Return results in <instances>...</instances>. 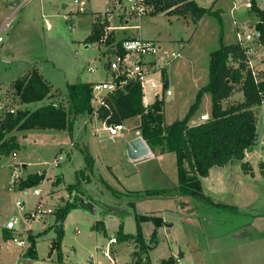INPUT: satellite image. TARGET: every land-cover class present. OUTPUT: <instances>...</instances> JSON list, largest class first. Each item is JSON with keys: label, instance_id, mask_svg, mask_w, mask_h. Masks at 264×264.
<instances>
[{"label": "rangeland", "instance_id": "obj_1", "mask_svg": "<svg viewBox=\"0 0 264 264\" xmlns=\"http://www.w3.org/2000/svg\"><path fill=\"white\" fill-rule=\"evenodd\" d=\"M9 1L12 0H0V28L14 11ZM194 1L199 7L210 9L211 13L193 19L179 7L172 14L126 20L117 16L118 11L111 0H79L77 5L54 0L50 1L51 6L47 0H31L16 12L10 26L3 32L4 43L0 45V50L2 52L12 42L14 48L11 50L17 57L28 52L29 64L40 61L41 69H45V81L51 88L50 97L42 105L55 104L67 109V85L104 80L107 76L104 65L112 60V48L117 42L132 37L153 39L160 47L158 56L168 62L164 72L172 92L170 97L164 96L162 100L164 122L170 125L184 120L194 107L191 121L205 112H211L209 93L200 94V91L209 82L211 54L221 44L238 43L234 20L255 26L259 22L253 11H237L231 17L228 0ZM62 5L66 8L62 9ZM256 7L264 9V0H256ZM95 23L104 25L105 36L114 38L112 43H91L88 40ZM258 43L257 40L250 45L255 52L259 51L250 58L255 75L263 76L264 54L257 47ZM172 54L178 56L171 58ZM7 67V64L0 63V74L8 72ZM88 69H95V72L89 74ZM15 72L11 71V74L15 75ZM3 77L7 78V75L0 76L1 111L10 108L15 113L18 110L32 112L39 108L37 104L21 106L12 85L2 84ZM155 78L164 84L158 77ZM152 101L148 99L146 103ZM241 101V86L235 85L223 106ZM91 105L97 106L94 102ZM255 112L257 142L249 153H245L243 160L209 170L212 189L217 195L204 194L210 198L212 206L195 201V210L185 199L161 197L145 199L130 207L127 199L115 200L104 190V184H107L120 194L129 193L124 189L142 193L170 192L171 189L162 188L163 184L157 178H166L168 184L177 181L174 153L167 154L159 163V176L156 171L153 172V164L134 167V161L129 159L126 142L136 136L139 117L122 122L125 131L113 140L108 139L99 123L81 125L77 137L82 135L83 127H87L89 135L94 137L103 133L94 138V150L87 152L91 159V172L86 170L81 147L71 146L77 140L74 135L60 138L53 131L38 130L26 136L18 132L5 135L0 143L17 135V147L15 152L0 153V264H16L20 250L15 247V242L24 239L20 235L31 232L37 236L46 230L35 243L37 259L23 256L20 264H98L99 261L109 264L102 251L108 237H119L120 231L133 236L139 233L145 240V251L140 250L134 239L130 241L137 244V251L134 244L118 240L110 251V257L117 263H133V253H136L134 259H141L142 264H163L170 259L171 264H264V178L262 175L257 177L261 170L256 158L264 151V105L256 108ZM56 156L58 161L54 163ZM38 173H44L45 181L28 189L18 188L20 181ZM80 176L81 180H77ZM83 186L86 191H81ZM69 187L76 189L70 192L67 190ZM35 189L41 192L39 196L32 194ZM50 192L54 194L50 195ZM81 197L95 200L96 214L79 203ZM66 202L75 203L76 208L70 210L63 221V263H59L55 250L49 255L50 240L55 237L50 227L55 220L51 214L64 207ZM17 203H21L22 207H18ZM108 203L118 209L120 207L116 206H121L124 211L115 221L104 211L103 205ZM218 204L221 206H213ZM37 205L43 213L35 212ZM223 206L228 208L223 209ZM34 212L35 219L29 220L27 214ZM9 218L18 219V224L14 232L9 231L11 237L6 239L2 228ZM136 219H139V229ZM165 224L171 228L163 229ZM25 246L29 247V243L25 242ZM180 254L182 258H179Z\"/></svg>", "mask_w": 264, "mask_h": 264}, {"label": "trees", "instance_id": "obj_2", "mask_svg": "<svg viewBox=\"0 0 264 264\" xmlns=\"http://www.w3.org/2000/svg\"><path fill=\"white\" fill-rule=\"evenodd\" d=\"M151 2L155 7L151 16L164 13L172 14L179 7L183 8V11L193 19H200L211 13L210 9L199 7L194 0H151ZM252 11L259 18L256 29L259 32L258 42L264 52V10L256 7L254 2ZM88 40L91 43L104 42L110 44L114 38L111 35L105 36L104 25L95 23ZM246 52L247 48L240 43H235L231 45L221 44L220 48L211 54L208 71L209 82L200 91V94L202 92L209 93L211 112L208 121L198 125L189 124L194 107L191 108L184 120L165 125L163 101L155 100L145 107L140 86L135 82L127 83L123 92L118 91L104 98L106 106L97 108V118L109 125L120 124L128 119L139 117L140 124L137 130L142 140L152 152L158 151L159 154L174 153L178 175L177 185L170 192L163 190L162 192L146 191L145 193L120 194L111 186L104 184V190L111 197L115 200L127 199L128 206L133 207L136 202L145 199L162 198L173 194L190 198L204 206H212L213 203L210 198L203 193L202 179L208 176L209 170L213 167L222 168L234 161L243 160L246 151L251 150L257 142V115L255 110L264 105V75L259 76L258 74L256 79L252 76L247 68ZM232 63L236 66L234 67ZM163 81L164 84L167 83L164 69ZM11 85L20 105L42 102L48 99L51 94L49 85L35 67L28 69L23 77L13 81ZM235 85L241 86L243 101L224 107L223 102L232 95ZM91 100V84L76 83L66 87L67 109L55 104H48L32 112L28 110H18L14 114L3 112L0 115V140L10 133L32 130L66 131L72 135L76 119L93 115L94 108L91 105ZM16 147V137L11 136L7 141L0 143V153L15 152ZM81 151L85 155L86 170L91 172V159L84 147ZM259 168L261 175L264 176V160L260 163ZM44 176V173L29 176L19 182V188L24 190L35 187L41 184ZM75 187H69L67 190L71 192L76 189ZM74 208H76L75 203L66 202L64 207L56 209L53 213L55 221L51 229L54 230L55 237L51 241L49 255L55 250L59 263L62 261L63 221L68 212ZM225 208L228 207L223 206V209ZM138 222L139 219H136L139 229ZM46 231L35 237L27 236L29 243L25 253L27 258H37L35 238ZM3 234L6 239L10 238L7 229L3 230ZM133 239L140 246V250L145 251V243L139 233L133 236L119 232L118 240L130 241ZM134 258L135 264H142L141 259ZM146 264L149 263L146 262ZM163 264H171V259L164 261Z\"/></svg>", "mask_w": 264, "mask_h": 264}, {"label": "built area", "instance_id": "obj_3", "mask_svg": "<svg viewBox=\"0 0 264 264\" xmlns=\"http://www.w3.org/2000/svg\"><path fill=\"white\" fill-rule=\"evenodd\" d=\"M30 0H17V4L14 7V12H18L23 6ZM54 1V0H49ZM62 3H72L77 5L79 0H58ZM231 4V12L235 11H251L254 2L256 0H228ZM112 4L118 11V17H123L127 19H136L139 20L143 17L151 16L154 12V4L151 0H111ZM63 6V5H62ZM66 8V5H64ZM11 20L7 19L2 27L0 28V43L2 42L1 34L5 31L10 25ZM127 21H125V25ZM234 25L237 28L236 37L238 43L243 47L247 48V68L250 70L252 76L256 79L254 64L250 56L255 54L253 47L249 45V42L258 40L259 32L256 29V26L246 25L244 23H237L234 20ZM138 27V26H137ZM160 52V47H157L156 42L153 40H144L141 38H127L121 40L118 44L112 48V60L107 61L104 65L106 69L107 76L104 80H99L91 84V93L92 100L97 104L94 108L93 115L97 118L96 110L101 106H106L104 103V98L108 95L115 92H123L125 86L129 82H135L139 84L142 92L143 105L146 107V98L147 92L151 91L153 102L155 100L162 101L164 96H170L171 91L165 87L164 84H161L157 81L155 77H158L163 83V69L165 68L168 62L165 61L163 57L158 56ZM177 54H172L171 58H175ZM89 72H95V69H88ZM8 113L14 114L15 111L10 109ZM207 115H202L200 117L201 121H208ZM103 130L109 138H118L125 127L122 123L120 124H106L105 122L101 123ZM15 156V155H13ZM12 186V185H11ZM33 195L39 196V190H33ZM18 207H22L21 203H17ZM37 213H43L39 209L38 205L35 209ZM35 212L29 214L28 218H35ZM18 219L11 218L5 225V229L10 232L16 230V224ZM25 238L20 239L15 242V245L18 248L24 247ZM116 243L115 237H109L106 248L103 249L102 254L105 255L109 264H128V263H117L114 259L110 257V246ZM135 264V262L130 263Z\"/></svg>", "mask_w": 264, "mask_h": 264}, {"label": "crops", "instance_id": "obj_4", "mask_svg": "<svg viewBox=\"0 0 264 264\" xmlns=\"http://www.w3.org/2000/svg\"><path fill=\"white\" fill-rule=\"evenodd\" d=\"M15 1H17V0H12V1H9L10 3H9V6H10V8H12V9H14V7H12V4L15 2ZM31 1V0H30ZM30 1H28L27 3H29ZM40 1H43V0H40ZM47 4L49 5V6H51V3L52 2H50V1H48L47 0ZM26 3V4H27ZM230 3V2H229ZM25 4V5H26ZM255 4H256V2H255ZM231 5V4H230ZM62 9H63V6H62ZM260 10H264V9H260ZM239 11V10H238ZM235 12H237V11H235ZM229 13H230V16L232 17L233 16V14H234V12L232 13L231 12V9H230V11H229ZM253 13V12H252ZM15 14H16V12H14L13 11V13H12V15H9V16H7V18H6V20L7 19H10L11 21H12V19H13V17L15 16ZM255 14V13H254ZM255 16H257L256 14H255ZM5 20V21H6ZM235 21H236V19H235ZM237 23H244L243 21L242 22H239V21H236ZM257 23V22H256ZM4 24V23H3ZM245 24V23H244ZM235 26V25H234ZM253 26H255V24H253ZM235 29H236V31H237V28L235 27ZM3 32H5V31H3ZM3 34V33H2ZM2 34H1V36H2ZM132 38H138V37H132ZM149 40V39H148ZM151 40V39H150ZM153 40V39H152ZM257 42V40H255V41H252V42H249V45H251L252 43H256ZM3 43H4V39L2 38V42L0 43V45H3ZM2 47V46H1ZM1 47H0V49H1ZM257 47L258 48H260V52H262L263 54H264V52H263V50H262V48H261V46H260V44L258 43V45H257ZM11 48L13 49L14 48V46H13V43L11 42V43H9L6 47H5V49L1 52V50H0V63H3V64H7L8 65V69H9V71L7 72H4V73H1L0 74V76H4V74L5 75H7V78H5V77H3L2 79H3V82H2V84H11L13 81H15L16 79H18V78H21V77H23L24 75H25V73L28 71V69H30V68H32V67H35V68H37L38 70H39V72H40V74L42 75V77H43V79L45 80L46 78H45V75H44V72H45V69H41V65H40V61H38V64H29L28 63V61H27V59H28V57L30 56L29 54H28V52H26V53H21L18 57H17V55H15L14 54V52L11 50ZM254 49V48H253ZM255 50V49H254ZM256 51V50H255ZM256 53V55H257V53H259V51H257V52H255ZM8 55V56H7ZM178 55V54H177ZM6 66V65H5ZM11 71H16L15 72V75H13V73L11 74ZM87 72L89 73V74H92V73H94V72H89L88 70H87ZM10 73V74H9ZM96 82V81H95ZM93 82H88V84H92ZM50 85H51V83H50ZM165 85V87L166 88H168L169 89V86H168V83H165L164 84ZM53 86V85H52ZM0 87H2V85L0 86ZM51 89V88H50ZM170 90V89H169ZM171 91V90H170ZM171 95H172V92H171ZM170 95V96H171ZM151 96H152V92L151 91H148L147 92V98H146V102L148 101V99L150 100L151 99ZM170 96H167V97H170ZM153 100V99H152ZM153 102V101H152ZM152 102H149V103H146V105L148 106V105H150V104H152ZM42 103H43V101L42 102H39V103H36L37 104V107H42V106H44V105H42ZM0 115H2V113L4 112V113H6L8 110H10V108H5V110L4 111H1V110H3V106H2V103H0ZM31 105H33V104H31ZM145 105V104H144ZM21 106H23V107H26V106H29V105H21ZM164 108V107H163ZM164 112V111H163ZM164 114V113H163ZM202 115H207L208 116V118H209V116H210V113L209 112H205L204 114H201V115H199V117L197 118V119H195V118H193V120H191V121H189L190 123V125H192V126H194V125H198V124H201V123H203L204 121H200L199 122V120H200V117L202 116ZM101 124L102 122L98 119V118H95V116L94 115H91L90 117H87V118H78V119H76V121H75V123H74V127H73V132H72V135H74L75 136V138L77 137V134H78V131H80V129H82V124H84V125H97V124ZM164 124H165V122H164ZM102 125V124H101ZM166 125V124H165ZM83 133H82V135H81V133H79L81 136L79 137H77L76 139V142H74L71 146H76L78 149H79V147H81V149H82V147H84L85 149H86V151L88 152V151H93L94 150V146H92L93 145V141H94V138H97V137H99L100 135H103V133H101L100 135H98V136H96V137H94V135H89V133H88V131H87V127H83ZM33 131H35V130H32V131H27V132H18V133H21L20 135L21 136H26V135H28V133H31V132H33ZM38 131H53V130H38ZM54 133H56V135L58 136V137H60V138H65V137H67V136H69V134L66 132V131H53ZM105 133V132H104ZM84 134V135H83ZM15 137H17V135H14ZM107 136V135H106ZM122 136V134L119 136V137H121ZM71 137H73V136H71ZM137 137H140V135H139V132L137 131L136 132V136H134V137H132L130 140H128L126 143L128 144L130 141H132L133 139H135V138H137ZM108 138V137H107ZM141 138V137H140ZM108 139H110V140H113L114 138H108ZM142 139V138H141ZM144 142V141H143ZM145 143V142H144ZM146 144V143H145ZM147 146V145H146ZM147 148H148V146H147ZM251 153H252V151H251ZM250 153V154H251ZM167 154H171V153H167ZM167 154H159L158 153V151H155V152H152L149 148H148V154L145 156V157H143V158H141V159H138V160H133L134 161V167L136 166V167H139V166H142V165H148V164H153V166L155 167L154 169H153V172L154 171H156L157 173V175L159 176V173L161 174V172H160V170H159V163L160 162H162L163 160H164V158H165V156L167 155ZM248 156V155H247ZM257 163H261L263 160H264V151L261 153V154H259V155H257ZM55 160H54V163H56L57 161H58V159H57V156L54 158ZM4 167H5V165H3ZM24 168L26 167V166H23ZM218 168V167H217ZM136 172H138L137 170H136ZM259 175H257V177H259V176H261V174L260 173H258ZM151 175H152V172H151ZM151 175H150V177H151ZM78 176V175H77ZM154 177V176H153ZM262 178H264V176H261ZM256 178V175L254 174V177H253V179H255ZM158 179V181H160L162 184H163V187L162 188H167L168 190H172L176 185H177V181L176 182H169V184L168 183H166V178H165V180H163V179H159V178H157ZM77 180H81V176H80V178L78 177L77 178ZM45 181V180H44ZM61 181V180H60ZM212 181V178H211V175H210V171H209V173H208V176L206 177V178H203L202 179V188H203V193L205 194V195H209V196H212V197H214L215 195H217V193L214 191V189H212L214 186H213V182H211ZM60 183V182H59ZM52 186L53 187H55V186H57V184H52ZM16 187V186H15ZM18 188H19V184H18ZM82 187H80V189H81ZM82 190H85L86 191V189H85V186H83V189H81V191ZM125 190V192H139V190H134V189H129V190H127V189H124ZM33 192V191H32ZM81 193V192H80ZM40 194H41V192H40ZM52 194H54V192H50V195H52ZM86 194V193H85ZM88 194V193H87ZM89 195V194H88ZM35 196V195H34ZM67 198V197H66ZM163 199H170V200H182V199H185L187 202H188V204H189V206H190V208L192 207V208H194V210L196 209L195 207L197 206V204H196V202H194L193 200H190L189 198H187V197H179V196H176V195H173V194H169V195H167V196H165V197H162ZM162 198H160V199H162ZM81 199H84V200H86V201H88V202H90L91 203V205L94 207V212H91L89 209V211L92 213V214H96V203H95V200L93 199V198H86V197H84V198H82L81 197ZM61 201H62V199H61ZM112 201H114V199H112ZM112 204V203H111ZM110 203H108V204H106V205H103V207H104V211L106 212V214L108 215V217L112 220V221H115L116 220V217L119 215V214H121V213H123L124 211L121 209L122 207L121 206H116V207H120L119 209L118 208H115V205H111ZM47 215V214H46ZM194 215H196L195 214V212H194ZM47 216H50V215H47ZM51 216L55 219V217H54V215H52L51 214ZM29 216H28V214H27V218H28ZM11 218H9L8 220H7V222L10 220ZM35 218H29V220H34ZM55 221V220H54ZM6 222V223H7ZM17 224H18V222H17ZM17 224H16V226H17ZM54 224V223H53ZM53 224L51 225V226H53ZM6 225V224H5ZM4 225V226H5ZM4 226H3V228H2V231L5 229L4 228ZM50 226V227H51ZM248 227V226H247ZM171 227L169 226V225H166L165 224V226H164V228L163 229H165V230H168V229H170ZM10 234V233H9ZM123 234H125V233H123ZM32 236V237H35V235H33V234H31V232H27V233H24L23 235H20V237L21 236H23L26 240H25V242H27L28 243V240H27V236ZM130 235V234H129ZM10 237H11V234H10ZM109 237H115V236H109ZM109 237H108V239H107V242H106V244H105V248H106V245H107V243H108V240H109ZM22 238V237H21ZM39 237H37V238H35V243H37V239H38ZM117 240H116V243H118V237H115ZM23 239V238H22ZM54 239V238H53ZM53 239H51L50 240V245H51V241L53 240ZM145 241V240H144ZM115 243V244H116ZM130 243H132V244H134L135 245V250L137 251V249H138V246H137V244L134 242V241H128L127 242V244H130ZM114 244H112L111 246H110V251H111V248H112V246H113ZM15 247L16 248H18L16 245H15ZM28 248V247H27ZM27 248H26V246H25V244H24V247H22V248H18V250H20V254H19V258H18V260H17V262H16V264H20V258H23V256H25V253H26V251H27ZM50 248V247H49ZM104 248V249H105ZM24 250H25V252H24ZM36 251V250H35ZM135 251V252H136ZM61 252H62V250H61ZM103 252V251H102ZM133 254H136V253H133ZM132 254V255H133ZM100 256H102L101 254H100ZM182 256L183 255H179V258H182ZM26 257V256H25ZM104 257V256H103ZM133 257H135V255H133ZM29 259V258H28ZM37 259V258H36ZM61 263H63V257H62V261H61ZM123 263H127V262H123ZM98 264H102V262H98Z\"/></svg>", "mask_w": 264, "mask_h": 264}, {"label": "water", "instance_id": "obj_5", "mask_svg": "<svg viewBox=\"0 0 264 264\" xmlns=\"http://www.w3.org/2000/svg\"><path fill=\"white\" fill-rule=\"evenodd\" d=\"M16 4H17V1H15L12 4V7H15ZM63 9H65L64 5H63ZM126 151H127V155L130 160H138V159L145 157L148 154V148L140 137H137L133 139L132 141H130L126 145ZM249 152L250 150L248 149L246 153H249ZM79 201L81 205H84L91 212H94V207L91 205L90 202L84 199H80Z\"/></svg>", "mask_w": 264, "mask_h": 264}]
</instances>
